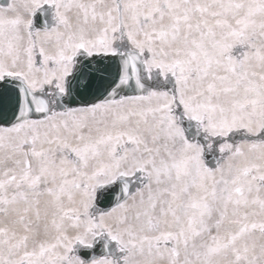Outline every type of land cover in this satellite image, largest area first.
Returning a JSON list of instances; mask_svg holds the SVG:
<instances>
[{
  "label": "snow or ice",
  "instance_id": "1",
  "mask_svg": "<svg viewBox=\"0 0 264 264\" xmlns=\"http://www.w3.org/2000/svg\"><path fill=\"white\" fill-rule=\"evenodd\" d=\"M0 264H264V0H0Z\"/></svg>",
  "mask_w": 264,
  "mask_h": 264
}]
</instances>
